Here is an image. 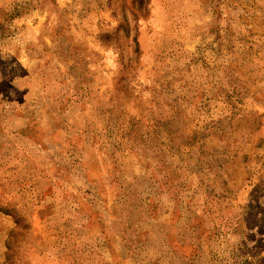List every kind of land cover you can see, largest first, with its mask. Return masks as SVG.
<instances>
[{
	"label": "rangeland",
	"instance_id": "1",
	"mask_svg": "<svg viewBox=\"0 0 264 264\" xmlns=\"http://www.w3.org/2000/svg\"><path fill=\"white\" fill-rule=\"evenodd\" d=\"M0 264H264V0H0Z\"/></svg>",
	"mask_w": 264,
	"mask_h": 264
},
{
	"label": "crops",
	"instance_id": "2",
	"mask_svg": "<svg viewBox=\"0 0 264 264\" xmlns=\"http://www.w3.org/2000/svg\"><path fill=\"white\" fill-rule=\"evenodd\" d=\"M107 251V250H106ZM108 252V251H107Z\"/></svg>",
	"mask_w": 264,
	"mask_h": 264
}]
</instances>
